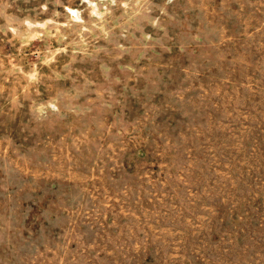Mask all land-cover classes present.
I'll return each mask as SVG.
<instances>
[{"label": "rangeland", "instance_id": "374dc122", "mask_svg": "<svg viewBox=\"0 0 264 264\" xmlns=\"http://www.w3.org/2000/svg\"><path fill=\"white\" fill-rule=\"evenodd\" d=\"M0 264H264V0H0Z\"/></svg>", "mask_w": 264, "mask_h": 264}]
</instances>
